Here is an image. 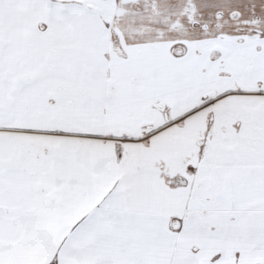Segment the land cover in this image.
Returning a JSON list of instances; mask_svg holds the SVG:
<instances>
[{"label":"snow or ice","instance_id":"1","mask_svg":"<svg viewBox=\"0 0 264 264\" xmlns=\"http://www.w3.org/2000/svg\"><path fill=\"white\" fill-rule=\"evenodd\" d=\"M0 264H264V0H0Z\"/></svg>","mask_w":264,"mask_h":264}]
</instances>
